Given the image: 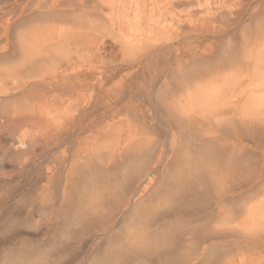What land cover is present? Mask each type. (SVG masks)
I'll return each instance as SVG.
<instances>
[{
  "label": "rangeland",
  "instance_id": "obj_1",
  "mask_svg": "<svg viewBox=\"0 0 264 264\" xmlns=\"http://www.w3.org/2000/svg\"><path fill=\"white\" fill-rule=\"evenodd\" d=\"M214 1L211 0L209 5H213ZM220 1L225 5L223 2L227 0ZM22 3L23 0H0V9H3V14L10 13L13 16L17 11H12L14 4L19 6ZM244 3L246 4L245 0ZM175 9L177 16L184 15L188 10L185 6ZM254 9L258 14L251 18ZM77 12L50 15L48 23L38 22L36 26L32 23L20 31L23 30L26 34L30 27V31L41 27L43 34L50 31L53 33V27L59 19L67 20V25H63L66 28L72 23L71 18L77 19L81 27L94 20L80 14L84 11ZM193 15L198 21L204 14ZM52 17H57L56 21ZM0 22H4L1 15ZM226 26L222 22L208 24L194 21V25L184 22L181 29L176 30L174 27L173 31L176 33L173 32L169 46L157 52L150 48L128 52L114 35L97 34L93 39L100 44V50L92 52L84 63L91 69L78 71L71 78L62 75L64 77L61 76L60 85L56 86L59 90L65 88L67 92L64 94H45L37 88L31 89L30 85H21L22 80L19 77L3 78L5 71L14 64L6 60L8 56H0V264H264V244L260 243H252L249 246L252 248H243L240 252L222 251L219 255L208 256L212 247L230 245L212 237L215 205L218 202L212 199L210 177L201 193L199 190L191 194L185 189L188 185L186 170L192 164L196 169L200 164L213 165L212 168L215 169L212 171L222 175L233 173L240 176L244 172L243 168H248L250 175L256 174L254 177L259 174L264 164V131L257 130L248 135L237 119L226 128L220 122V118L227 117V113H224L217 118H205L203 124L197 128L196 136L190 137L184 129V120L174 110L177 101L181 102L180 105L185 101L181 95L184 77L195 76L200 70L202 73L210 71L220 75L226 69L221 62L224 57L240 55L241 39L245 31L248 37L263 35L264 0H250L245 14L240 16L238 22L231 27ZM81 27L82 30L84 27ZM3 45L0 31V48ZM229 45L233 47L228 48ZM205 50L212 55L204 58L202 53ZM129 63L131 67L126 66ZM204 84L202 82L199 85ZM166 90L169 94L167 92L163 98L165 100H160L158 94ZM220 125L223 127H218ZM109 136L111 137L108 139ZM260 141L262 144L258 143ZM209 148L212 154L207 151ZM250 152L252 156L249 155ZM230 156L232 158L229 159ZM157 159L160 161L157 162ZM184 159L187 161L184 162ZM151 169L156 172V181L148 192L151 196L146 194L142 200L144 202H134L133 196L147 171ZM115 188H118V192ZM260 188L262 187H257V190ZM203 190L209 192L210 196ZM111 193L113 198L110 197ZM92 196L94 197L91 198ZM174 197L180 202L183 201L179 208L169 211L156 207ZM137 207L138 220L143 218L145 222L138 221L136 233L139 236L136 235L152 237L163 233L170 234L172 237L169 253L173 256L167 253H150L122 260V254L117 247L120 244L119 238L128 221L134 218L132 210ZM95 210H98L96 214ZM149 219L152 220L149 222ZM200 249H204L202 255L198 254ZM115 255L119 256L115 259ZM242 255L245 260L240 262ZM109 257L112 258L108 261Z\"/></svg>",
  "mask_w": 264,
  "mask_h": 264
},
{
  "label": "bare ground",
  "instance_id": "obj_2",
  "mask_svg": "<svg viewBox=\"0 0 264 264\" xmlns=\"http://www.w3.org/2000/svg\"><path fill=\"white\" fill-rule=\"evenodd\" d=\"M210 1L211 0H23V3L20 4L19 6L18 5L16 6L14 4V6L12 7V11L14 9L17 10L16 14H14L13 16H10V13L3 14V11H2L3 9L2 10L0 9V15H1V17H4V22L3 23L0 22L1 23L0 24L1 25V28H0L1 41L4 42L3 47L0 48V56H3V57L8 56V58L6 60H8L10 63L14 64V65H11V67L8 70L5 71V74L2 77L3 78L14 77V76L17 78L19 77V80H22L21 85H30L31 89L37 88L40 92H43L45 94H48V93L64 94L65 92H67V90L65 88L63 89L62 87H60L62 89L59 90L58 87L56 86V85H60V78L62 75H65L66 77L71 78L74 76V73H76L78 71H82L85 69H87V70L91 69L90 66H88L84 63H85V59L89 58L91 56L90 54L92 52H94L96 50L97 51L100 50V44L96 43L93 39L95 37V35H97V34L110 33V34L114 35L121 42L122 47L128 52H131L132 50L138 51L139 48L144 49V50L150 48L152 51L157 52V51L163 50V48H166V46H169V40L172 38V36L174 34L173 32H175V31H173L174 27L176 30H178V29H181V26L184 24V22L189 24V25H194V21L195 22L201 21L203 23H208V24H212V23H216V22H220V23L222 22L223 24H227L226 27L228 28V27H231L232 25L236 24L238 22V20L240 19V16L245 14L246 8L250 2V0H245L246 4L245 3L243 4V0H227V1L223 2L225 4V5H223V4H221L220 0H215L213 5H209ZM226 3H227V5H226ZM182 6L187 7L188 10H186L184 15H178L177 16V14L174 13V9L178 8V7H182ZM77 11L78 12L84 11L83 14L82 13H80V14L87 17V18H94V20L90 19L91 21L86 22V24L85 25L83 24L81 27V25L78 23L79 21H77V19H72L70 17L71 18L70 22H72L71 24H73V26L69 23L70 26L66 28V27H63V25L64 26L67 25V20L59 19V21L57 23H55V26L53 27V29L55 28V31L53 33L50 31L46 34H43L41 27L36 28L33 31H30L32 29V27H30L31 29L29 30V32L26 30L28 32L26 34L23 33L24 32L23 30L20 31L21 28H23L29 24H32V23H35V24H33L35 26L37 25L38 22L40 23V22L47 21V23H48V20H50V18L48 16H50V15L52 16V15H56V14H61V15L72 14V13H75ZM195 13L196 14H200V13L202 14L203 13L204 15L203 16L201 15L202 18L199 19L198 21H196L195 16L193 15ZM257 14H258V11L254 9V12L251 15V18H255ZM53 18L54 17H52V19ZM56 18L57 17L54 18L55 21H56ZM30 19H31V22H29ZM249 20H250V18H249ZM68 22H69V20H68ZM257 24H259V23H257ZM74 25H77V27H79V29H80V27L81 28L84 27V28L82 30L80 29V31H79L77 27L74 28ZM46 26H45V28H46ZM73 28L77 29V30H74ZM236 28H237V26H236ZM191 29L194 30V28H191ZM261 31H262V29H261ZM20 32H22V34ZM206 33H208V31ZM204 35H205V33H204ZM211 35H213V34H211ZM216 35H218V34H216ZM180 36L183 37L181 34H180ZM251 36L248 37V34L245 31V35L242 36V39L240 38L242 40V45H240V46H242V50H241L240 55L237 54L238 57L234 56V55H227L228 57H226L224 54L225 60L223 59L221 62H223V64L226 66V67L224 66L226 69H224L220 75L214 74V72H210V71L202 73L200 70V72H198L199 74L197 73V74H195V76L193 75L191 77L190 75H187L186 77L183 78V82H182L183 85L181 86L183 93L181 95H182L183 99L185 100L183 102L184 104L182 103L183 105H180L181 104L180 101H177V102L175 101L176 104L175 105L173 104V105H174L175 112L178 114V116L181 119L184 120V124H185L184 129L190 137L196 136L197 131H198L197 128H199L201 126V124H203V121L205 120V118L209 117V119H210V116L217 118V116H219L220 114H224V113H227V117L220 118V122L222 123V125H225L226 128L228 126H231L234 123V121L237 119L239 122V125L242 127V129L245 130L246 133H248V135H249V133L252 134L253 132H256L257 130L264 131V33H263V35L258 34V36H255V37H251ZM175 43H176V41H175ZM229 44H230V42H229ZM231 46L228 48H231ZM117 48H119V47H117ZM232 50H234V49H231V51ZM206 52L207 51L205 50V52L202 53L204 58H208L212 55V54H207ZM166 53H168V52H166ZM165 55H167V54H165ZM174 56L176 57L177 55L174 54ZM139 58H140V54H139ZM155 58H156V56H155ZM228 59H230V60L227 61ZM90 60H92V59H90ZM187 60H189V59H187ZM203 60H205V59H203ZM178 61H179V59H178ZM218 61H219V59H218ZM121 62H122V60H121ZM131 62H134V61H131ZM211 62H214V61H211ZM166 63H168V62L166 61ZM119 64H120V61H119ZM126 66L131 67V64L129 63ZM157 66H159V65H157ZM178 68H180V67H178ZM93 71H95V70H93ZM178 73L180 75L179 70H178ZM62 77H64V76H62ZM68 78H66V79H68ZM170 81H171V79H170ZM173 82H175V80ZM202 82H205V84L199 85ZM48 85H50V86H48ZM168 90H166V92L162 91L161 93H159L158 98L160 100L163 99L165 97L166 93L168 92ZM57 94H55V95H57ZM168 94H169V92H168ZM163 100H165V99H163ZM215 122L218 123V121H215ZM139 124H141V123H139ZM210 124H211V122H210ZM116 126H118V125H116ZM204 126H206V125H204ZM218 127L221 128L223 126L220 125ZM200 129H202V128H200ZM200 129H199V131H200ZM118 130H119V128H117L116 131L118 132ZM258 133H261V132H258ZM198 134L200 135V133H198ZM210 134H213V133H210ZM234 134H236V133H234ZM261 135H262L261 137H263L262 133H261ZM240 136H242V135H240ZM110 137L111 136H109L108 139ZM254 137H256V136H254ZM258 139H260V138L258 137ZM253 141H255V140H253ZM256 141H257V139H256ZM250 143H252V142H250ZM258 143L262 144L261 141ZM231 145H232V143H231ZM253 145H255V143ZM107 146H108V144H107ZM262 147H264V146L262 145ZM201 148H203V147H201ZM204 149H205V147H204ZM209 150H210V148L207 151L209 152ZM245 150H243V152H245ZM251 152L249 153V155L251 154ZM110 153L111 152H109V154ZM212 153L213 152H211L210 154H212ZM231 153H233V151H231ZM154 155L155 154H153V156ZM230 155H232V154H230ZM205 156L206 155H204V158H205ZM215 156H217V154ZM250 156H252V155H250ZM196 157L198 159V155H196ZM202 157H201V159L203 160ZM209 157L213 158L211 156H209ZM239 157H241V156L239 155ZM244 157H245V155H244ZM111 158H113V157H111ZM150 158H152V157H150ZM150 158H149V160H150ZM182 158H184V157H182ZM224 158H223V160H224ZM230 158H232V156H230L229 159ZM207 159H209V158L207 157ZM256 159H257V157H256ZM181 160H180V162H181ZM217 160H219V159H217ZM243 160L245 162V158ZM263 160H264V155H263ZM120 161H122V160L120 159ZM159 161L160 160L157 159V162H159ZM183 161L185 162L187 160L184 159ZM192 161H190V163ZM246 161H247V159H246ZM129 162H131V161H129ZM197 162H200V161H197ZM208 162H210V161L208 160ZM208 162H205V163H208ZM232 163H234V162H232ZM192 165L189 167L187 166L188 168L186 170V174H187V179H188V182H187L188 185H187V188H185V187L184 188L186 189V192L191 193V194L196 193L199 190L201 193V189L207 185V182H208L207 178L210 177V184H211L212 192H213L212 193L213 194L212 199H214V201L218 202L215 205L216 206V210H215L216 213H215V220H214L215 221L214 222L215 227L212 230V237L217 238V239H221V240L230 244L227 247L226 246H224V247H212L209 251L208 256L219 255L222 251H224L223 253H226L228 251H231V252L236 251L237 252L243 248H248L249 246H251L252 243L264 244V164L261 166L259 174L256 177H254V175H256L255 173H253V175H250L251 173L248 172V168H243L244 172L240 176L239 175L236 176L233 173L232 174L227 173V174H223V175L222 174H216L214 171H212V169L214 168V167L212 168L213 165L212 166H205L204 164H202V165L200 164L197 166L198 170L195 168V166L192 167ZM226 165H227V163H226ZM145 166H147V165H145ZM139 168L142 169V167H139ZM135 169H133V170H135ZM137 170H138V168H137ZM231 171H233V169ZM242 171H240V172H242ZM125 172H126V170H125ZM141 174H143V173H141ZM135 176H134V179L136 178ZM122 178H124V177H122ZM105 179H108V178H105ZM161 179L163 180V178H161ZM137 180L139 181V179H137ZM155 181H156L155 170L151 169V170L147 171L146 175L143 178V181L141 182V186L138 187L135 195L133 196L134 202L135 201L138 202V200L142 201L143 198L146 196V194H149L148 192L150 191V189L153 186V184L155 183ZM131 182L132 181H130V183ZM111 183H113V182H111ZM161 183H163V182H161ZM259 186H261L262 188H260V190L258 191L257 187H259ZM101 187H104V186H101ZM127 187H129V186H127ZM115 189L117 191L118 188H115ZM124 189H126V188L124 187ZM174 189H176V188L174 187ZM112 190H113L112 192L115 191L114 188ZM210 190L211 189L209 188V191ZM186 192L184 194H186ZM206 192L204 191V193H206ZM103 193H106V192H103ZM151 193H154V192H151ZM208 193H206V194H208ZM171 196H173V195H171ZM202 196H203V194H202ZM209 196H207V197H209ZM93 197L94 196H92L91 198H93ZM100 197L98 196V198H100ZM110 197H112V193H111ZM98 198L96 200L99 201ZM106 198H108V196ZM116 199H115V201H116ZM170 199H171V197H170ZM255 199H257V200L253 201ZM144 201H142V202H144ZM111 202H113V201H111ZM152 202H153V199H152ZM182 202L183 201L180 202L179 200H176L174 197V199L165 202L160 207H158V206H156V207L157 208H164V209L170 211V210H174L176 208H179L181 206V204H183ZM103 203H104V201H103ZM116 203H118V202H116ZM101 204H102V201H101ZM107 204H108V201H107L106 205ZM140 204H141V202H140ZM102 205H101V207H102ZM86 206H88V205H86ZM142 206H143V204H142ZM90 208H91V206H90ZM144 208H143V210H144ZM140 210L142 211L141 208H140ZM149 210H152V209H149ZM132 211H134L133 212L134 218L131 221H128L129 222L128 225L126 224L127 226L124 227V231H122V234L120 237L121 239L119 238L120 244H118L119 246H117L118 251L121 252V254H122V260H128L131 258H136L139 255L142 256L144 254H150V253H156V254H160V255H165L167 253V254L172 255V253H169L170 252L169 251L170 250L169 249L170 248V241H171V237H172L170 234L163 233V234H159V235L152 236V237L151 236H144L142 234L144 237H138L139 235L136 233V228H138L137 227L138 223L140 221H142L143 218L140 217L142 220H140V221L138 220L139 219L138 218V215H139L138 214V207ZM96 212H98V210L97 211L95 210V214H96ZM107 212H109V211H107ZM91 213H93V212H91ZM99 213H101V212H99ZM86 214L87 213H85V216H86ZM90 215H92V214H90ZM98 217H100V216H98ZM102 217H104V214L102 215ZM150 220H152V219H149V222H150ZM84 223H85V221H84ZM94 224H96V223H94ZM141 229H143V228H141ZM120 232H121V229H120ZM117 233H118V231H117ZM178 233L179 232H177V235H179ZM180 233H181V231H180ZM202 235L204 236V233ZM174 236L176 237L175 234H174ZM116 237H118V236H116ZM126 243L128 245H126ZM109 244H110V242H109ZM249 248H252V247H249ZM175 251H176V247H175ZM203 252H204V249H200V253L198 252V254L202 255ZM109 254H111V253H109ZM191 254L193 255V253H191ZM191 254L189 253V255H191ZM119 255H115V257H113V258L116 259V256L118 257ZM223 255H225V254H223ZM175 256H177V255H175ZM188 257H191V256H188ZM111 258L112 257H109L108 261ZM117 260H120V259H117ZM244 260H243V255H242L240 262H242ZM113 263L114 262H112L111 264H113Z\"/></svg>",
  "mask_w": 264,
  "mask_h": 264
}]
</instances>
